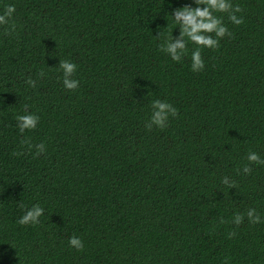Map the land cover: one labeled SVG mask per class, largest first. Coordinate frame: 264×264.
Wrapping results in <instances>:
<instances>
[{
    "label": "trees",
    "instance_id": "1",
    "mask_svg": "<svg viewBox=\"0 0 264 264\" xmlns=\"http://www.w3.org/2000/svg\"><path fill=\"white\" fill-rule=\"evenodd\" d=\"M232 3L244 23L225 15L232 38L193 72V44L176 63L156 36L192 0H0L16 25L0 26V264H264V224L231 223L251 207L264 217V166L238 172L250 150L264 158V0ZM64 59L78 65L74 92ZM155 99L178 115L149 131ZM24 105L40 121L21 134ZM37 203L40 224H17Z\"/></svg>",
    "mask_w": 264,
    "mask_h": 264
},
{
    "label": "clouds",
    "instance_id": "2",
    "mask_svg": "<svg viewBox=\"0 0 264 264\" xmlns=\"http://www.w3.org/2000/svg\"><path fill=\"white\" fill-rule=\"evenodd\" d=\"M191 5H184L175 8L171 12V17L174 28L170 29L168 34L158 32L157 38L163 37V42L159 45V50L166 53L169 58L180 63L185 56L189 55L188 45L191 43L195 47L190 52V67L193 72L203 71L205 68V61L202 56L203 49L217 50L220 47V41L225 37L232 38L233 33L229 30L227 24L224 22V16L234 26H240L244 23L242 15L238 13L243 12V8L239 4H233L232 0H192ZM15 13V5H5L4 11L0 14V26L8 25L4 29L5 35H11L16 25L12 21L13 14ZM179 29V35L173 36V29ZM58 70L62 73V84L67 91H76L79 87V80L74 76L78 70V65L70 59L59 60ZM46 74L41 71L38 73L39 77H44ZM25 83L30 88L36 87V81L29 77ZM28 105H24V114H18L15 117L16 127L21 134L25 131H33L39 124L40 117L28 111ZM151 115L145 122L144 127L151 131L153 127L164 130L169 125V118H176L178 110L169 102L160 99H155L151 102ZM27 145L28 150L31 152L35 148L33 155H41L46 152L47 146L44 142L32 145L29 139L23 141ZM14 156L23 155L22 152H14ZM247 163L243 165L238 172L244 175H249L253 171V165L264 166V158L255 151H249L246 154ZM221 183L226 185L228 189L236 188L235 180H230L229 177L224 176ZM20 207L24 209V214L18 218L17 224L21 226H36L40 224V217L44 214V208L40 204H33L30 208H26L21 204ZM248 219L252 225L264 224V217H262L254 207L248 208L245 213L236 212L233 214L231 223L239 227L245 220ZM220 223H226L221 218ZM236 236L235 231L228 233V238L231 239ZM68 245L70 248L78 252L84 251L83 240L76 235L69 237ZM223 264H228V258H225Z\"/></svg>",
    "mask_w": 264,
    "mask_h": 264
}]
</instances>
